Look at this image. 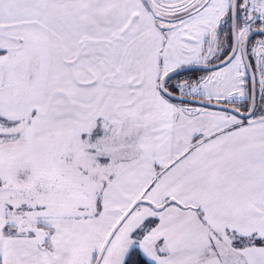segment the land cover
Masks as SVG:
<instances>
[{
	"label": "snow or ice",
	"instance_id": "snow-or-ice-1",
	"mask_svg": "<svg viewBox=\"0 0 264 264\" xmlns=\"http://www.w3.org/2000/svg\"><path fill=\"white\" fill-rule=\"evenodd\" d=\"M0 264H264V0H0Z\"/></svg>",
	"mask_w": 264,
	"mask_h": 264
}]
</instances>
